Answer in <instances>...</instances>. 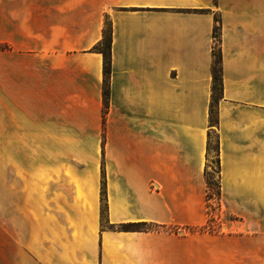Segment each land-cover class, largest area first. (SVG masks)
I'll list each match as a JSON object with an SVG mask.
<instances>
[{
  "label": "crops",
  "instance_id": "crops-1",
  "mask_svg": "<svg viewBox=\"0 0 264 264\" xmlns=\"http://www.w3.org/2000/svg\"><path fill=\"white\" fill-rule=\"evenodd\" d=\"M215 18L225 230L209 232ZM0 47V264H264V0H0Z\"/></svg>",
  "mask_w": 264,
  "mask_h": 264
},
{
  "label": "trees",
  "instance_id": "trees-1",
  "mask_svg": "<svg viewBox=\"0 0 264 264\" xmlns=\"http://www.w3.org/2000/svg\"><path fill=\"white\" fill-rule=\"evenodd\" d=\"M219 19L215 18L214 28L212 32L213 37V66L212 86H211V100L209 105V131L207 133V146H206V167L204 170V179L207 189L206 200L208 201L212 195L220 198V159H219V141L218 136L214 130L217 127V105L222 97V79L220 70V28ZM111 23L109 20L105 21L102 40L94 47V50L100 53L103 57V98L104 105L107 108V99L109 96V76L111 70ZM102 181H101V218L102 222H107V204H106V191L104 170L101 167ZM155 226L148 223H130L122 225L119 229L125 232H145L152 231ZM202 230V229H201Z\"/></svg>",
  "mask_w": 264,
  "mask_h": 264
},
{
  "label": "rangeland",
  "instance_id": "rangeland-1",
  "mask_svg": "<svg viewBox=\"0 0 264 264\" xmlns=\"http://www.w3.org/2000/svg\"><path fill=\"white\" fill-rule=\"evenodd\" d=\"M1 49V47H0ZM2 158H3V150H2V104L0 102V221H1V177H2ZM216 197V196H215ZM220 200V198H218ZM208 203V201H207ZM221 211V210H220ZM219 216H220V212L219 215H217L215 217V219H209L208 217V222H207V227L205 228L206 231L209 232H220V231H224L225 227H220V223H219ZM211 223H213L212 228H209V226H211ZM1 225V222H0Z\"/></svg>",
  "mask_w": 264,
  "mask_h": 264
},
{
  "label": "built area",
  "instance_id": "built-area-1",
  "mask_svg": "<svg viewBox=\"0 0 264 264\" xmlns=\"http://www.w3.org/2000/svg\"><path fill=\"white\" fill-rule=\"evenodd\" d=\"M207 210H208V217L210 220L215 219V217L219 215V212L221 210V202L214 195H212V197L208 200ZM212 226L213 223H211V226H209L208 229L212 228Z\"/></svg>",
  "mask_w": 264,
  "mask_h": 264
}]
</instances>
